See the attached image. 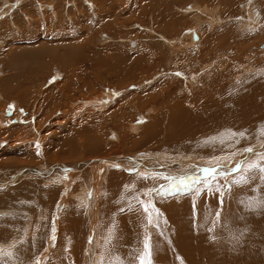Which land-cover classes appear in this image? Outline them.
Returning a JSON list of instances; mask_svg holds the SVG:
<instances>
[{
  "label": "rangeland",
  "instance_id": "1",
  "mask_svg": "<svg viewBox=\"0 0 264 264\" xmlns=\"http://www.w3.org/2000/svg\"><path fill=\"white\" fill-rule=\"evenodd\" d=\"M22 1L23 0H0V67L2 69V73L0 74V82L5 77H9L10 75H13L14 73H17L18 71L20 72L22 69H24V62L28 60L27 58H29L28 52L30 49L37 50L38 46H43V48H45L48 45L46 44V42H44L43 39H41L43 37H46L47 33L49 34V36L54 35L61 39L63 35L64 37L65 35H68L67 33H69V31L67 30V28L72 31V35H75L69 37L70 39L71 37L72 39L74 38L73 41L71 39V42L77 44L81 42L82 47L79 53H71L70 60L67 59V61H69V64L65 65V67L70 65V67L72 68L74 66L72 68V71H66V68L60 66L58 67L56 65L57 62L56 64L54 63L55 60L50 62L53 63L51 64L53 66L49 65V67L51 66L52 69H49L48 66L45 69L46 61L41 60L39 63V65L41 66V70L39 71V73H41L42 76H39L38 73L36 75L34 74L35 77L33 76L31 79L28 78L29 80L24 85V88L30 86L33 89H38L43 93L45 92L46 94L47 91L51 90L57 83L59 84V82L63 81L68 74L72 76L71 79H73L74 82L78 80V72H84V70H87L89 72V77L84 76L86 77V82L83 85L81 81L79 82L81 84H78V86H76V84L71 83L70 85H66V87H62L64 88V90H62V93H66L67 95L70 94L69 96H62L60 99L56 98V96L55 98L51 97L52 93L46 94L49 96V98L51 97L48 101L51 102L52 105H50L49 103L47 104L46 101L42 102L39 96H36L35 98H33L34 96H28L26 98H17L16 96L19 94V91H16L14 89L12 83L8 84V86L4 85L6 86L5 88L4 86L0 87V113L3 112L4 117H6V119H10L6 120L5 123V125L8 123V127L3 126L5 127L4 130H0V167L2 169H0V173L4 171V174H1V177H3L4 180H9L11 177L16 176V179L13 182L3 185L4 187L0 186V208L12 207L13 212L12 214L8 213L7 215H4V212H2L1 210L0 222L5 221L7 225L12 224L14 228L18 229L19 227L23 226V228L29 229L30 233H34L29 238L30 245L27 248V251L25 249H18L20 244L15 245V247H12V254L14 256V259L16 258L17 260V258H20L19 261L23 262V264H36V260H40V264H48L47 262L52 258H49L50 252L55 249V245L57 242L56 238L62 231L65 236H70V232V234L73 236V240L77 241L75 254H77L76 258H78V260L75 258L76 264H86V262H90L94 257V252L100 254V257L104 259V264H117V261L118 264H124L123 259L120 256H112V253L110 255V252L107 251L108 248L101 250V248L103 247V243L105 242L107 243L106 245L104 244L105 247H107L112 242L117 247V242H115L116 238L115 236H113V234H110L107 237V240L106 237L103 236L107 228L106 226L108 225H106L107 223L103 221L105 212L102 213L103 209H101L102 212H100L99 210L101 208L100 201L104 199L107 193L106 191H104V185L106 184V173H108L109 170L115 172H120L121 170L122 173L124 172L126 176L125 178L130 181L128 183L129 185L132 184V186H134L136 182V187H139L140 185H147L148 183H150L151 180L155 178L156 175L151 176V173H145L144 176L153 177V179L148 177L150 180H144L148 182L146 184L143 180L139 179L141 177H144L142 173H137L136 170L127 171L126 169H124L126 167L122 164H124L125 162L128 168L135 169L137 168L136 163L139 167H141L143 164L152 163L153 160H158L160 158V155L165 156L166 152L169 151L170 153L167 155V159L163 158L159 159L158 161L164 162L165 165L169 164V166L176 165V168L174 169L175 175L174 173H166L168 174L167 176H156V178H159L161 181H164V183L166 182V185L168 184L169 189H167L166 191H157L155 193L154 199L153 197L151 199L153 201H156V199H162V201H167L170 196H182L190 193H198L199 195L200 190L202 189L205 190L207 193L213 192L214 194L215 192L216 195L214 198L217 203L215 207V214L219 212L221 215L223 212L222 210H224V198L228 195L230 191V185L225 184L220 186L219 188V184L217 182L218 179H224L233 176L237 172L243 171L242 166H245L247 163L257 161L259 159V154H264V133H261V135L259 134L257 138L262 140V148H260L262 149L261 153H253L248 157H243V154H240V150H237V153L236 151L230 153V151L233 150H226V147H223L222 149L225 151L218 153L215 156H203L197 154L201 151L205 153V150H207V154H210L214 149H216H212L211 146H219L224 141L222 139H224L225 137V142H227V139L230 140L232 133H228V135L222 136L223 134H226L228 131H230L229 129H220L218 132L212 135L213 137H202L201 139L195 142H193V139L189 138L190 141L174 143L172 144V146L170 145V143L160 144V146L154 147L158 148V151L154 152L152 151L153 147L150 148L151 150L149 149V147L153 144L151 141V137L155 134L156 127H158V125L165 124L164 127L166 129L172 130L173 125L171 123L168 124L165 119L161 120L160 113L152 114V112H150L151 117L147 116L149 114L146 111H143V108L138 105V111H133L131 115L129 113L128 117L131 119L127 117L124 123L128 126L129 122H135L134 126H140V130H128V133H131L132 135H138V138L143 139V141L147 138L146 141L148 142H144V145L139 143L133 146L134 148L132 147L129 152L123 153L121 152L122 146L121 139H119V131L113 129L110 126L105 125L106 116L104 115H106V111L109 112V110H111V107L116 106V102L118 103L122 101V99L125 98L126 95L131 94L130 96H132L135 93H137L135 95H138L139 92L143 95L150 92V90H153L155 84H159L163 79L166 78L163 74L160 73V69L164 65H168L169 68L173 66H178V63H176V61H170L169 63L167 62L171 57H176L180 54H184V52L186 53V50L190 52L189 59H194V57L192 56L196 57L197 61L193 63V66H195L186 67V65L181 64L180 66L184 68L182 73L180 70H178L179 72L176 75L174 72L166 75L172 78L171 83H176L179 89H181L182 87L192 89V87L189 85L191 83H195L196 80H198L199 82H196L194 87L199 89L205 87V85L202 84L201 81L208 82L207 84L214 83L216 80L219 81L218 78L211 79L214 76V74L213 76L211 74L214 73L215 70H222L220 68L221 66H218L216 64L218 60V56L216 57V55L222 53V56L220 58L222 60L221 65H223L225 68L223 70L225 74L220 75V77L223 78L222 81H225L231 85L229 89H226L229 98L231 100H234L235 96L239 95L240 91L242 93L244 90H246V92L255 96V103L256 101H263L264 27L261 28L259 31H248L242 28L245 23L251 24L250 21L251 18H253L249 15V8H246V5H248L249 3L248 0H55L54 2L60 5L59 11L57 13L53 12V8H47L45 5H41L39 7L38 4H34L35 2H38V0H26L24 2ZM252 1H254V3L252 2L251 4H255L256 10L263 14L264 0ZM197 3H205L204 5H206L207 7L214 8L215 6V8H217L216 13L220 17L219 25H216L215 27H213L214 29L210 30L211 27L208 26L207 22L211 20V18H206L202 23V27L200 28L198 26V32L202 34L203 41H208L209 39L211 44H215L214 50L216 53L211 51L208 54L206 53L207 55L205 54L204 56H201L199 53L193 52L192 49H194V46H190L187 47V49H182L181 47H179V53L171 54L169 50L170 47L168 44H166L165 40L170 41L169 36H173L172 38H175V41H177L179 37H181V39L177 42L181 41L182 44L186 41V37L184 35L194 31L192 28L196 16L190 15L191 12L195 11L197 8L194 6L191 9H186L187 11L185 12L184 8ZM23 5L26 6L23 7ZM71 7H73L72 10L70 9ZM250 8L255 11L254 7L250 6ZM41 11H45V14L41 13ZM25 12H31V14L34 16V19L30 16L29 18H27L28 15L24 17ZM253 14H255L256 16L258 13L256 14V12H253ZM19 17H21V19L19 20V24H21V26L23 27H19V29L17 30L13 28L14 30H11L9 26L11 25V20H14L15 18V20H17ZM245 18L249 19L250 21ZM36 20H38L39 22ZM28 22L30 23V26H28ZM47 27H51L52 29L50 31H47ZM164 27H166V29ZM225 29L226 31L234 33V35L236 36L235 40L240 36L244 35L245 33H248L250 36L248 43L240 48H228L221 44H216V42L226 34L224 32ZM87 30L91 31V34ZM158 33L163 34L164 37H166L167 39L162 40L158 38L156 36V34ZM216 33L218 34L216 35ZM180 34L181 36H179ZM200 34H198L199 37L201 36ZM31 38H35V42L37 44L32 42ZM68 39L65 41L66 44L67 41H70ZM79 39L81 40L79 41ZM77 40L78 42H76ZM41 41L43 43L42 45L40 43ZM33 44L36 46H34ZM60 46H56V49H53V51L62 50L63 46ZM142 47H145L146 49L144 48L143 50ZM162 49V52L164 53V58H167L165 59L166 62L164 58H162L161 61L158 59V62H160L158 68L149 70L147 68V63L155 64L157 62V58L152 57L151 51H161ZM19 53L20 55L21 53H24L21 56L22 59L19 58ZM4 54L10 57L15 56L17 59H19L18 65L14 66L13 64H9L7 56ZM23 56H26V59ZM135 57H145V61L147 60L146 64L141 65L140 63H135V60L132 64L127 62V60H130V58ZM16 58L14 64H17ZM230 59H234V61H226ZM223 61H226V64ZM8 64L9 66H12L7 67ZM125 64L128 65L125 66ZM128 66H130L132 71L134 72H137L139 70V66H141L143 67V69H146L148 73L146 72V77L134 78L135 80L133 83L125 85V83L129 81L127 80V78L130 79L129 77L131 76V73L127 72L126 70L128 69ZM123 69L125 72H121ZM254 69H256L255 72ZM252 72H254L253 76L249 77L250 79L248 78L249 80L247 84L241 85V77H245L247 74H251ZM47 74L50 76H48ZM189 77L191 78L189 79ZM37 83L39 84L38 88L36 87ZM11 89L14 92L9 91ZM181 91L184 90L181 89ZM191 92L192 90H188V92L186 93L189 95ZM96 96H101L104 100H108V103L106 102L107 105L105 104V107L103 108L91 106L88 109V112L85 110L83 111V113H73L76 109V105L82 104V102L79 101L81 98L93 99ZM76 99H78V101H76ZM38 103H40L41 105L39 110L36 109ZM9 110L12 111L11 115H7V111ZM129 110L130 109H124L123 112H125L126 114V112ZM120 117L121 116L115 118L114 121H121ZM149 117L151 119H149ZM148 119L150 120L149 122ZM83 122H86V124L83 126L81 125V127L78 128V123L82 124ZM143 122H145L146 124ZM102 128L107 131L101 132ZM78 129H80L81 131H77ZM152 131L154 133H152ZM23 132H25L26 134ZM21 133H23V135H21ZM44 134L46 135L43 136ZM94 134H97L98 137L100 136L101 138L100 140H92L90 142L93 136H95ZM31 135H36L37 137L43 136L44 141L40 144L39 141L35 140L31 144L29 140ZM22 136L28 137H25L23 143L15 145L14 143L16 142L17 138H23ZM33 145H36L34 147L40 153L38 154V156L27 154L28 149H32ZM78 145L83 147V151L80 155L76 156V154L74 153L75 148H77ZM92 148L94 149L91 150ZM69 150H72L74 154L71 157L65 156L66 152ZM172 152H182L181 154H186V156H183L181 160H174L178 159V156L173 155ZM57 154H59V156ZM28 155H30V157ZM240 156H242L243 158ZM107 157H117L115 161L117 160L118 162H120L116 163L118 167H115L114 163H109L110 165L108 167L102 168L100 171V177L96 182V186L91 185L88 182V185L92 189L90 190V195L87 199L88 201L85 200V204L81 202H78L77 204L76 198L78 197L74 196V194H77V191L83 184L84 178H77L74 181H70V183H64L66 181L65 179H73L80 174L86 173L92 167L97 166L99 164V161L103 162L101 160ZM191 157L194 163L198 165V167L190 166L189 164H187L188 160L191 159ZM204 160H206V162L203 163L202 161ZM85 161L90 162L83 166L78 165L80 163L83 164ZM36 163L46 164L50 167V170L46 169L45 174H49V171L51 173L47 176H41L34 174L33 171H29L30 173L22 172L27 171L28 169H32L34 167H38ZM261 163H264V161H261ZM72 165H78V169L79 167L80 169H74L73 171H71V173L70 171L63 170V166ZM203 165L207 168H211L209 169L210 171L205 172L203 171V169H200V167H204ZM218 169L220 172H216L213 174L211 173L213 172L211 170ZM186 172H188L189 174H185ZM201 172L206 173V175H201ZM55 175L58 178L51 179V176ZM136 175H138V178H136L137 180L134 179ZM257 175L258 176L256 177H251L255 176L254 173H251L250 178L248 179H251V182L254 181L256 185L252 186L254 193H252L251 189V192L248 195V209L244 208V212L250 213L252 214V216L255 215L253 217L257 218L258 220L259 217V219H261V217L264 215V179H262V177H264V173L259 172V174ZM59 176L64 182H60ZM187 177H192L193 179L198 177L199 181L195 184H190L188 188H183L182 186L178 188L177 185L180 179L183 178L185 179V183H188ZM130 179H134V181L132 182ZM205 181H207V183H205ZM67 184H70L71 187L69 188ZM259 186L262 187L261 190ZM162 187H164V185H162ZM133 188L118 185L117 194H114L115 197L114 195H112V197H114L113 200L115 202L121 200H128L132 203L140 204L142 201L141 194L137 193V191H133L134 193H130V189L133 190ZM8 189H10L11 191H9ZM46 192L52 194L51 200L46 199ZM19 195L27 197V200H30V202L28 203L27 201L20 200L18 198ZM37 195H42V201L45 204L47 203L46 205L44 204L43 208L39 206L35 207L37 204L36 201L34 202V200ZM232 197L236 198L235 196ZM199 198L200 196L195 197L194 202ZM221 200L223 201L222 204L220 203ZM234 202L235 200L233 201V203ZM25 204L29 205L25 208L29 211V213L17 209L20 207H24L23 205ZM179 204V201L174 203L176 209H178ZM251 205L256 206L254 207L253 212L250 211L253 207H251ZM123 207L124 208H122V211H127L126 208L128 207V204H125ZM15 209L17 210L15 211ZM160 209V206L157 205L151 210L147 209V212L141 213L140 217L139 210L136 211V216H134L133 220L135 226L137 229L140 230V232L142 231V233H148L147 237H149L150 227L151 229L155 228L154 230L156 231H161L160 223L162 224V222L165 220L163 218L162 220H160L159 218L162 216ZM260 210H262L263 212H261ZM66 211H72L74 213V219L72 218V220L69 222L72 225L71 228L64 229V227H62L61 225L62 219L64 218ZM21 213L22 216H20ZM132 213L133 211L128 213V216H130ZM263 217L261 221H264ZM220 218L218 222H220ZM121 222L126 223V220L123 218ZM107 229L109 230V228ZM108 230L105 233V236H107ZM261 230L264 231V223L261 224ZM66 231L68 234L66 233ZM244 231L245 229L243 230V232ZM254 233L252 237L249 234L250 236L248 235L246 236V238H251V240L256 239V233ZM96 235H98L100 239L102 238L99 243L92 242L95 237L97 238ZM4 236L9 237V235ZM1 240H3V238H1ZM244 240L245 238H243V241ZM22 242L24 243V240ZM101 242L102 244H100ZM19 243H21V241H19ZM231 243L235 242L232 240ZM135 249L136 243L135 241H133L131 243V251L135 252ZM142 249L143 246L139 248L140 252H142ZM22 250L26 251L27 253H20L19 251L23 252ZM245 255L246 259L248 258L247 260H250L251 258L250 261L256 262L259 261V259L260 261H264V247L261 249V251L258 250L256 254L249 256L245 253ZM5 259L3 260V264H9V262H11V264H13L12 262L15 263L14 259L7 258L6 262ZM246 259L243 260L247 261ZM19 261L15 264H21V262ZM50 262V264H56L57 262H59L58 264H72L70 256H67V259L63 258L61 262L58 260H55V262L52 260Z\"/></svg>",
  "mask_w": 264,
  "mask_h": 264
},
{
  "label": "bare ground",
  "instance_id": "2",
  "mask_svg": "<svg viewBox=\"0 0 264 264\" xmlns=\"http://www.w3.org/2000/svg\"><path fill=\"white\" fill-rule=\"evenodd\" d=\"M24 1H26V0H23L22 2H24ZM54 1L55 0H48V1H46V0L45 1H42V0L39 1L38 0V2H35L34 4H36V5L38 4L39 7L41 5H45L47 8L48 7L53 8L54 9L53 12L57 13L59 11L60 5L58 3H55ZM248 2L249 3H248V5H246V8H249V15L253 18H251V21L249 19L245 18V19L249 20L251 22V24L245 23L242 28L246 29L248 31L249 30L259 31L261 28L264 27V24H263L264 13L261 14V12L256 10L255 4H251L252 2L254 3V1L248 0ZM234 3H236V2H234ZM204 4L203 3H197V4H194L192 6L189 5L188 7L184 8L185 9L184 12L187 11L186 9H191L194 6L197 9L195 11H192V12L190 11L191 12L190 16H192V15L196 16V18L194 20L193 28H192L194 31L191 30L192 31L191 33L189 32V34L184 35L186 37V41L183 44L181 43V41L177 42L181 39V37H179L178 40L176 38L177 41H175V38L174 39L172 38L173 36H169L170 41H168V40H165L167 38L164 37L163 34H159V33L156 34V36L158 38L166 41V44H168L170 47L169 50H170L171 54L179 53V47H181L182 49H187V47H190V46L191 47L194 46V49H192L193 52L199 53L201 56H204L206 53L208 54L211 51L215 52V50H214L215 44H211L209 39H208V41L207 40L203 41L202 34H200L198 32V26L201 28L204 20L206 18H211V20H209L207 22V24L209 27H211L210 30H212V29H214L213 27H215L216 25H219L220 17L216 13L217 8H215V6H214V8L213 7H207ZM25 6L26 5H23V7H25ZM250 6L254 7L255 11L252 10L250 8ZM72 8L73 7H71L70 9L72 10ZM31 11H33V10H31ZM253 12H256V14L258 13L259 15L257 14L255 16V14H253ZM41 13L45 14V11H41ZM172 14H175V13H172ZM224 15H225V13H224ZM26 16H27V18H29V16H30L31 18L34 19V16L31 14V12H25L24 17H26ZM15 19L11 20V25H9L11 30L13 28H15L17 30V29H19V27H23V26H21V24H19V20L21 19V17H19L17 20H15ZM36 21H38V20H36ZM169 25H170V23H169ZM28 26H30L29 22H28ZM239 27H241V26H239ZM96 28H98V27H96ZM164 28L166 29V27H164ZM51 29H52L51 27H47V31H50ZM226 29L224 31L226 34L224 35V33H223L224 36L222 35L223 37L221 39H219L216 42V44H221V45L228 47V48H240V47H242L248 43L249 37H250L248 33L244 32L245 33L244 35L240 36L239 38H237L235 40L236 36L234 35V33L226 31ZM39 30H40V28H39ZM67 30L69 31V33H67L68 35H65V37L63 35L61 39H59L58 37H56L54 35L49 36L48 33H47L46 37L41 38L44 40V42H46V44H48L46 46L47 48L44 45L45 48H43V46H38L37 50L30 49L28 52L29 58H27L28 59L27 61L24 62V58L26 56L25 57L23 56L24 57L23 62L25 64V67H24V69H22L20 71L21 73L18 71L17 73H14L13 75H10L9 77H5L0 82V87L4 86V85L8 86V84L12 83L14 89L16 91H19V94L16 96L17 98L18 97L26 98L28 96L29 97L34 96L33 98H35L36 96H39L41 98L42 102L46 101L47 104L49 103L50 105H52L51 102L48 101V100H50L51 97L55 98V96H56V98L61 99L62 96H69L70 95V94L67 95L66 93H62V90H64V88H62V87H64V86L66 87V85H70L71 83L76 84V86H78V84H81V83L83 85L86 82V77H84V76L89 77V75H88L89 72L87 70H84V72L83 71L78 72V73L76 72L78 75V77H77L78 80H76V82H74L73 79H71L72 76L68 74L67 77L63 81L59 82V84L57 83L51 90L47 91L46 94L52 93V96L50 98L48 95L45 94V92L43 93L38 89L37 90L35 88L33 89L30 86H28L27 88L26 87L24 88V85L29 80L28 78L31 79L34 76V74L36 75L38 73L39 76H42V74L39 73V71L41 70V66L39 65L41 60L46 61L45 69L47 66L49 67V65L53 64V63H50L51 61L55 60L54 63L56 64V62H57L56 65L58 67L60 66V67L66 68V71H70V72L72 71V68L74 66L72 68L70 67V65L65 67V65L69 64V61H67V59L70 60L71 53H76V54L79 53L82 47H81V42L79 44L71 42L72 37H71V39L69 37L75 36V35H72V31L69 28H67ZM151 31H153V30H151ZM256 31H255V33H256ZM88 32L90 33L91 31H88ZM218 33H216V35ZM198 34H200L201 36L199 37ZM9 35H11V34H9ZM80 35H81V33H80ZM177 35H176V37H177ZM179 36H181V34ZM67 39L70 41H67V44H66L65 41ZM73 39H72V41H73ZM31 40H32V42L37 44L35 42V38H31ZM80 40L81 39H79V41ZM42 41L40 42L41 45L43 44ZM76 42H78V40ZM49 43H51V44H49ZM60 45L63 46L62 50L53 51V49H56L55 48L56 46H60ZM180 45H182V46H180ZM34 46H36V45H34ZM140 46H143V45H140ZM144 48L142 47L143 50H144ZM162 51H163V49L161 51L160 50L159 51H155V50L151 51L152 57L153 58L156 57L157 62L155 64L147 63V68L149 70L158 68V66L160 64V62H158V61L159 60L161 61L162 58H164V56H163L164 53ZM144 53H145V51H144ZM189 53L190 52L188 50H186V53L184 52V54H180L176 57H171L168 60L167 63H169L170 61H176V63H178V66H173V67L169 68L168 65H164L160 69V71H161L160 73L163 74L164 77H166V78L163 79L159 84H155V86L153 87V90H150V92L143 94V95L140 92H139L140 94L138 93V95H135L137 93H135V94L133 93L134 95H132V96H130L131 94L126 95V97L123 98L122 101H120L118 103L116 102V106L111 107V110H109V112H107V111L105 112L106 113V115H104V116H106L105 117V121H106L105 125L110 126L113 129L119 131V139H121V146H122L121 152L127 153L131 150V148L133 146H135L139 143L144 145V142H148V141H146L147 138H146V140L143 141V139L138 138V135H134V134L132 135L131 133H128V130L129 131L140 130V126H137V127L134 126L135 122H129L128 126L125 125V123H124L126 121L128 115H129V113L131 115V113L133 111L137 112L138 111V105H140V107L143 108V111H146L149 114L147 116H150V112H152V114L160 113L161 120L165 119V121L168 122V124L171 123L173 125L172 130L166 129L164 127L165 124L164 125H158V127H156V132L151 137V141L153 144L149 147V149L151 147H153L152 151H154V152L158 151V148H154V147H158V146H160V144L170 143V145L172 146V144H174V143L190 141L189 138L193 139V142H195V141H198L199 139H201L202 137H207V136L213 137L212 135H214L220 129H222V130L229 129L230 131H228L226 134H223L222 136L228 135V133H230V134L232 133L230 140L227 139V142H225V139H226V137H225L224 139H222L224 141L219 146H215V147L211 146L212 149H214V148H216V149H214L210 154H207V150H205V153L203 151H201L197 154L203 155V156H207V155L215 156L216 154L225 151V150H222L223 147H226L227 148L226 150H233V151H230V153L235 152V151L237 153V150H240V154H243L242 155L243 157L244 156L248 157V156L252 155L253 153H256V154L261 153L262 149H260V148H262V144H261L262 140L257 139V138H258L259 134L261 135V133L262 134L264 133L263 132L264 131V100L262 99L263 101H256V103H255V96L246 92V90H244L242 93L240 91L239 95L235 96L234 100H231L229 98V96L227 95L226 89H229L231 85L225 81H222L223 78L220 77V75L225 74V72L223 71L225 68L223 65H221L222 60L220 57L222 56V53H219L218 55H216V57L218 56V60H217L216 64L218 66H221L220 68L222 70L221 71L215 70L214 73L211 74L212 76L214 74V76L211 79L218 78L219 81L216 80L214 83H211V84H207L208 82L201 81V83L204 84L205 87L199 89V88L194 87L195 83L199 82L198 80H196L195 83H191L189 85L192 87V89L182 87L181 89L184 90L185 92L181 91V89L178 88V85H176V83H171L172 78H170L166 75H168L169 73H172V72H174L176 75L179 72L178 70H180L182 73L184 68H182L180 66L181 64L186 65V67L193 66V63L197 60H196L195 56H192V57H194V59H189V56H190ZM23 54L21 53V55H20V53H19L20 59H22L21 56ZM223 54H225V53H223ZM4 55H6V54H4ZM159 57H161V58H159ZM15 58H16L15 56H12V57L7 56L8 63L13 64L14 66H17L19 59L16 58L17 64H14ZM143 58L142 57L130 58V60H127V62L132 64V63H134V60H135V63L137 62V63H140L141 65H143V64H146V61H147V60L145 61V57H143ZM153 58H150V59H153ZM165 59H167V58L165 57L164 60ZM231 60H232V62L234 61V59H230V60H226V61H231ZM226 61H223V62L226 64ZM165 62H166V60H165ZM232 62H230V63H232ZM9 64L7 67L12 66V65L9 66ZM19 64H20V62H19ZM126 65H128V64H125V66ZM51 66H53V65H51ZM50 67H49V69H52V67L51 68ZM215 68H216V65H215ZM256 69H254V72L256 71ZM126 70H127V72L131 73L130 74L131 76L129 77L130 79L127 78V80H129V81L126 82L125 85H128L129 83H133L135 80L134 78L146 77L147 71H146V69H143V67H141V66H139V70L137 72L132 71L130 66H128V69H126ZM239 70H241V69H239ZM48 72H49V70H48ZM114 72H116V71H114ZM121 72H125L124 69ZM254 72H252L251 74H247L245 77L242 76L241 80H240V84L241 85L247 84L248 80L250 79L249 77H252ZM1 73H2V69L0 67V74ZM181 73H180V75H181ZM236 73H237V70H236ZM48 76H50V75H48ZM124 76H126V75H124ZM190 78L191 77H189V79ZM204 79H205V77H204ZM79 82H81V83H79ZM6 86H4V88ZM38 86H39V84L37 83L36 87L38 88ZM93 90H95V89H93ZM142 90H144V89H142ZM188 90H190V91L192 90V92L189 95L186 93V92H188ZM9 91L14 92L12 89ZM67 91H69V90H67ZM5 92H6V90H5ZM54 98H52V99H54ZM76 101H78V99H76ZM79 101L82 102V104L76 105V109L73 112L74 114L75 113L78 114L80 112L83 113V111H85V110L88 112V109L91 106L103 108V107H105V104L108 100H104L103 97H101V96H96L93 99L92 98L91 99L81 98ZM40 107H41V105H40V103H38V106L36 109L39 110ZM48 108H50V107H48ZM124 109H126V110L130 109V110L127 111L125 114V112H123ZM46 110H48V109H46ZM3 114H4L3 112L0 113V130H2V129L4 130V128L6 126L8 127V125H7L8 123L6 125H5V123H6V120H10L9 118L6 119V117H4ZM119 116H121L120 117L121 121H114V119L119 117ZM150 117H149V119H151ZM129 119H131V118H129ZM149 119H148V122L150 121ZM152 119H153V117H152ZM157 119H159V118H157ZM143 123H145V122H143ZM85 124H86V122L85 123L83 122L82 124L78 123L77 126L79 128V127H81V125L83 126ZM150 124H151V122H150ZM3 126H5V127H3ZM149 126H151V125H149ZM104 128H102V130L100 129L101 132L105 131ZM80 129H78L77 131H81ZM170 129H171V127H170ZM100 130H99V132H100ZM153 131H152V133H154ZM220 132H222V131H220ZM23 133H25V132H23ZM23 133H21V135H23ZM240 133H243V135H240ZM33 134H35V133H33ZM91 134H93V133H91ZM45 135L46 134H44L43 136H45ZM94 135L95 136H93V138L90 140V142L92 140H94V141L100 140V138H101L100 136L98 137L97 134H94ZM19 136H20V134H19ZM43 136L37 137L36 135L35 136L31 135L29 140H30L31 144L35 140L39 141V143L41 144V142L44 141ZM262 136H261V139H262ZM25 137H28V136H25ZM25 137L20 138V139L17 138V140L14 144L16 145V144L23 143ZM140 138H142V137H140ZM228 141H229V144H228ZM34 146H36V145H33L32 149H30V150L28 149L27 154L38 156V154H40V153H39V151L36 150V148ZM145 147H146V145H145ZM82 148H83L82 146L78 145V147L75 148L74 154H76V156L80 155L81 152L83 151ZM247 148H252L253 152H245L244 149H247ZM93 149L94 148H92L91 150H93ZM59 151H58V153H59ZM169 153H170V151L166 152L165 156L160 155L159 159H163V158L167 159V155ZM181 153L172 152L173 155L178 156L177 157L178 159H174V160H179V159L181 160L183 156H186V154L182 155ZM74 154H73L72 150L71 151L69 150L66 152L65 156L71 157ZM57 155L59 156V154H57ZM28 156L30 157V155H28ZM195 156H197V155H195ZM242 156H240V157H242ZM116 158L117 157H107V158H105L106 159L105 161L104 160H103V162L99 161V164L97 166L92 167L86 173L80 174L73 179L66 178L65 182L62 180V178H60V176H61L60 175L59 180H60V182L70 183V181H74L77 178H79V179L84 178L83 184L81 185L80 189L77 191V194H74V196L78 197V198H76L77 204H78V202L85 204L86 203L85 200L88 201L87 199H88V196L90 194V190H92L88 184L90 183L91 185L96 186V184H97L96 182L100 177V171L102 168L108 167L110 164H113V163L115 165H116V163H120L117 160L114 162H108L107 161L109 159L115 160ZM143 158H146V157H143ZM158 160H153L152 163L143 164L141 167H139L136 163L137 168H135L136 167L135 166L134 167L135 169L128 168L126 166L125 162L122 165H124L126 167L124 169H126L127 171L136 170L137 173H142L143 176L145 175V173H149V174L151 173V176L156 175L158 177L159 176L162 177L165 175L167 176L168 174H166V173H174V175H175L174 169L176 168V165L175 166H169V164L165 165L164 162H159ZM90 161H85L83 164L80 163L78 165L83 166V165H86ZM202 162L204 163V162H206V160H204ZM187 164H189L190 166H197L198 167V165L196 163H194L192 157H191V159L188 160ZM36 165H38V167H34V168L31 167L32 169H28L27 171H22V172L30 173L29 171H33L34 174L41 175V176H47L51 173L49 171V174L48 173L45 174L46 169L50 170V167L47 166L46 164L36 163ZM61 165H62V163H61ZM78 165L63 166V170L70 171V173H71V171H73L74 169H78ZM130 166H132V165H130ZM0 169H1V167H0ZM79 169H80V167H79ZM200 169L204 170V169H211V168H207L204 166V167H200ZM216 172H220L219 169L215 170L211 173L213 174ZM187 173L188 172H186L185 174H187ZM253 173L255 176H251V177H256V176H258L257 174H259V171H256ZM1 174H4V171H2V173H0V186L1 187H4L3 185L8 184L10 182H13L16 179V176H14V177H11L9 180H4L3 177H1L2 176ZM106 174H107L106 175V184L104 185V191H106L108 194L106 193L104 199L103 200L101 199L102 200V201H100L101 208L99 210H100V212H102L101 209H103L102 213L105 212L104 217L103 216L102 217H103V221L105 223H107L106 225H108L106 227L109 228V230L106 228L103 236L106 237V240H107V237L110 234H113V236H115V238H116L115 242H117V247L115 244H113V242L110 243L107 247H105L104 244L105 245L107 244L105 242V243H103V247L101 248V250L108 248L107 251L110 252V255L112 253V256H114V255L120 256L123 259L124 264H127V263L128 264H138L137 257L141 256V254L144 253V242H145L146 238H150V245H151V249H152L151 250V264H264V261H260V259H259V261H256V262L250 261L251 258H250V260H247L248 258L246 259V255H245V253L248 254L249 256L256 254L258 252V250L261 251V249L264 247V231L261 230V224L264 223V221H261V219L264 215L261 217V219H259L260 218L259 217L258 218L259 221H258L257 218L253 217L255 215L252 216V214L244 212V208L248 209V202H249L248 195L251 192V189H252V193H254L252 186H255L256 183H254V181L251 182V179L247 180L246 182H243L244 184L233 183L234 180L240 179V176L243 174V171H239L235 175L224 178V179H218V181H217L219 184L218 185L219 188H220V186L225 185V184L230 185V191H229L228 195L226 194L227 196L224 198V210H222L223 212L220 215L221 216L220 222H217V220H216L217 216L215 214V207H216L217 203H216L215 198H214L216 195L215 192H214V194H213V192L207 193L205 190L201 189L199 195H198V193H190V194H186V195H182V196L181 195L175 196V197L170 196L167 201H162V199H156V201L155 200L153 201L151 198L153 197V199H154L155 193L157 191H166L167 189H169L168 184L166 185V182L164 183V181H161L159 178H156V176L154 179H153V177L148 176L149 178L153 179L150 181V183H148L147 181H144V180H150L148 177L146 179L143 177L139 178L140 180H143L146 184L147 183L148 184L143 185V186L140 185L139 187H136L137 182L135 183L134 186H132V184L129 185L128 183L130 181L127 180V178H125L126 176H125L124 172L123 173L121 172V170H120V172L119 171L115 172V171L109 170V172ZM201 175H206V173L201 172ZM137 176L138 175L135 176V178H134L135 180H137L136 179V178H138ZM56 178H58L56 175L51 176V179H56ZM172 178H173V176H172ZM134 179L133 180L130 179V180L133 182ZM89 180H91V181H89ZM252 180H253V178H252ZM161 183H164V184H161ZM118 185L119 186L123 185L124 187H131V188L134 187L133 190L130 189V193H132L133 191H137V193L141 194V199H142L141 203L139 202L140 204H136V203H132L128 200H127L128 202L126 200H121V201L115 202L113 200V198L117 194V186ZM162 185H164V187H162ZM67 186L69 188L71 187L70 184H67ZM259 187L261 190L262 187L261 186H259ZM158 188H159V190H158ZM216 188H217V186H216ZM66 189H67V187H66ZM8 190L11 191L10 189H8ZM46 193H47L46 199L51 200L52 194L51 193L49 194V192H46ZM112 195H114V197H112ZM37 196L34 200V202L36 201V204H37L35 207L39 206V207L43 208L44 204H45L42 201L43 196L42 195L38 196V198H37ZM197 196H200V198L195 200V202H194V198ZM232 196H235L236 198H233ZM230 197H232V198H230ZM18 198L20 200L27 201L28 203L30 202V200H27V197L19 195ZM230 200H232V201H230ZM234 200H235V202L233 203ZM177 201L180 202L178 209H176V206L174 205V203ZM125 204H128V207L126 208L127 211H122V208H124L123 206ZM157 205H159L161 208L160 211H161L162 216L159 218H160V220H162V218H163L165 221H163L162 224L160 223L161 231H156V230H154L155 228L151 229V227H150L149 237H147L148 233H146V232L142 233V231L140 232V230L136 228L135 223L133 221L134 216H136L137 210H139V217H140V214L145 212V210H144L145 207H147V209L151 210L152 208H154ZM23 206L24 207H20L17 209H20L23 212L29 213V211L25 209L29 205L25 204ZM252 206L253 205H251V207ZM49 207H50V205H49ZM254 207H256V206H253L250 211L253 212ZM206 208H208L210 210H208ZM17 209H15V211ZM1 210H2V212H4V215H7L8 213L9 214L13 213L12 207L0 208V211ZM42 210H44V209H42ZM132 211H133V213L130 216H128V213H130ZM260 211L263 212L262 210H260ZM20 216H22V213ZM73 216H74V213L72 211H66L65 216L62 219V225H61L62 227H64V229L65 228H71L72 225L69 222L72 220ZM123 218L126 220V223L121 222ZM263 220H264V217H263ZM135 221H137V220H135ZM217 224H218V226H217ZM244 229L246 232L245 231L243 232ZM107 230H108V233H107V236H105V233L107 232ZM254 232L256 233V239L251 240V238H248V237L246 238V236H248L249 234L252 237ZM66 233H67V231H66ZM33 234L34 233H30L29 229L23 228V226L19 227V229H18V228H14L12 226V224L7 225V223L5 221H1L0 222V249L6 250V251L12 253L13 245L15 246V245L20 244L18 249H25L27 251V248L30 245L29 238ZM4 235H9V237L4 236ZM69 235L70 236H65V234L62 233V231L59 233V235L56 238L57 242L55 245V249H53L50 252L49 258H51V257L52 258H51V260H49L47 262L48 264H50L51 263L50 261H52V260L54 262H55V260L56 261L58 260L61 262L63 258L67 259V256L71 257V263L72 264H74V262L76 264L75 258H76L77 254H75V249H76L77 241L73 240V236L70 234V232H69ZM96 236H97V238L95 237V239L92 242L99 243L102 238L100 239L98 237V235H96ZM7 237H8V239H7ZM22 237H23V239H22ZM242 237L245 238L244 241H243ZM1 238H3V240H1ZM65 239H67V240H65ZM23 240H24V243L23 242H22V244L19 243V241H23ZM232 240L236 244L231 243ZM133 241H135V243H136L135 252L131 251V243ZM102 242L100 244H102ZM142 246H143V249H142V252H140L139 248ZM26 251H23V252L19 251V252L25 254V253H27ZM29 252H30V250H29ZM103 255H101V256H103ZM93 256L94 257L92 258V260L90 258L91 261L86 262V264H104V262H103L104 259L100 257V254L94 252ZM6 259H5V262H6ZM11 259H14L13 255H12ZM76 259L78 260V258H76ZM243 259H246L247 261H245ZM14 260L16 263L20 260V258H17V260L15 258ZM19 262H21V261H19ZM12 263L15 264L14 262H12ZM58 263L59 262H57L56 264H58ZM2 264H3V261H2ZM9 264H11V262H9ZM107 264H109V263H107Z\"/></svg>",
  "mask_w": 264,
  "mask_h": 264
},
{
  "label": "snow or ice",
  "instance_id": "3",
  "mask_svg": "<svg viewBox=\"0 0 264 264\" xmlns=\"http://www.w3.org/2000/svg\"><path fill=\"white\" fill-rule=\"evenodd\" d=\"M179 75V74H178ZM240 135H243V133H240ZM245 152H253L252 148H247L244 149ZM261 161H264V154H259V159L257 161H253L252 163H247L245 166L243 167V174L240 176L239 180H234L233 183L235 184H239V183H243L246 182L249 178L251 173L259 171L261 173H264V163H261ZM115 167H118V165H114ZM203 171L205 172H209V169H204ZM211 171H215V170H211ZM143 178H147V176H144ZM262 179H264V177H262ZM187 181L188 183H185V179H180L178 182L177 187H183V188H188L190 186V184H195L199 181V178H195L193 179L192 177H187ZM205 183H207V181H205ZM90 195V194H89ZM220 203L222 204L223 201L221 200ZM145 212H147V207H145ZM217 216V222L219 221L220 218V213L217 212L216 213ZM22 243V241H21ZM13 247H15L13 245ZM151 245H150V238H146L145 242H144V253L141 254V256L137 257L138 260V264H151ZM13 254L11 252H8L6 250L0 249V264H2V261L4 258H11ZM21 264H23V262H21ZM36 264H40V260H36ZM118 264V261H117Z\"/></svg>",
  "mask_w": 264,
  "mask_h": 264
},
{
  "label": "water",
  "instance_id": "4",
  "mask_svg": "<svg viewBox=\"0 0 264 264\" xmlns=\"http://www.w3.org/2000/svg\"><path fill=\"white\" fill-rule=\"evenodd\" d=\"M11 113H12V111L11 110H9V111H7V115H11ZM104 161L106 160V159H103ZM102 160V161H103ZM108 162H114L115 160L114 159H109V160H107Z\"/></svg>",
  "mask_w": 264,
  "mask_h": 264
}]
</instances>
